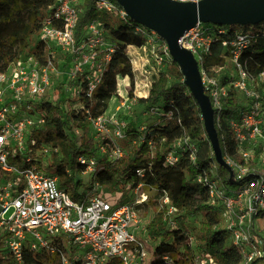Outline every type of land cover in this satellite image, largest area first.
<instances>
[{
  "label": "built area",
  "instance_id": "built-area-1",
  "mask_svg": "<svg viewBox=\"0 0 264 264\" xmlns=\"http://www.w3.org/2000/svg\"><path fill=\"white\" fill-rule=\"evenodd\" d=\"M81 1L54 0L37 33L39 48L14 56L0 71V253L11 257V264H27L23 262V254L27 252L50 257L43 264H147L150 258L148 238L135 235L140 226L138 206L148 200L145 192L138 189L148 186L156 190L144 182L143 169L136 171L135 186L126 185L121 190L133 193V200L120 201L116 190L103 193L102 184L97 181L90 193L73 200L59 185L57 176L46 171L47 162H43V156L57 151L40 140L44 102L58 104L63 110H78L80 106L68 108L66 103L80 92L89 99L92 97L114 50L98 19L88 21L79 40L76 38ZM95 5L98 10L117 13L121 18L127 16L111 0H96ZM149 31L143 34L145 43L158 50L155 56L159 61L167 62L171 57L166 43ZM226 31L224 26L198 22L182 35L180 44L196 59L217 122L229 90H235L245 100L239 117L227 120L237 144V157L228 156L226 162L236 180L254 170L256 175L229 194L217 179L207 174L198 175L196 180L206 185L211 203L219 200L223 204L221 217L225 227L231 230L232 242L239 246L244 261L248 262L263 254L258 246L261 241L252 240L242 225L245 216L250 220L258 212H264V72L253 74L239 60L254 39L251 33L234 31L231 39L223 38L217 54L220 60H211L214 36ZM130 47L133 45L126 47L127 55ZM117 110L88 117L97 151L109 159L120 158L125 152L118 141L127 137V122L117 117ZM139 130L145 132L143 126ZM140 138L129 142L138 144L143 135ZM163 141L164 138L146 141L150 157L161 152ZM186 149L194 161L197 147L183 136L172 142L165 153V163L174 164L177 150ZM78 160L83 165L82 173L93 172L95 156H79ZM160 200V208H165L163 219L175 224L171 218L175 208L169 198L162 193ZM242 200L245 212L236 216L235 207L241 209ZM188 240L192 241V237ZM204 260L212 264L211 259Z\"/></svg>",
  "mask_w": 264,
  "mask_h": 264
},
{
  "label": "trees",
  "instance_id": "trees-1",
  "mask_svg": "<svg viewBox=\"0 0 264 264\" xmlns=\"http://www.w3.org/2000/svg\"><path fill=\"white\" fill-rule=\"evenodd\" d=\"M95 1L82 0L78 5L76 38L79 40L88 21L98 19L114 50L103 68L92 97L89 99L80 92L68 100L70 107L80 106L78 110H63L58 104L44 102L45 115L40 140L58 149L51 152L46 171L57 176L59 185L73 200H80L84 193L92 191L96 181L107 184L109 193L123 190L126 185L135 186L138 183L136 171L143 169L144 182L155 187L154 191L159 196L165 193L175 208V224H170L163 219V215H158L145 225L143 232L152 244L147 245L150 252L147 264H199V261L208 258L212 264H264V254L244 261L239 246L231 240V230L225 227L221 217L223 204L219 200L211 203L206 185L196 180L198 175L207 174L217 179L229 194L250 176L256 175V170L235 184L228 182L229 174L214 159L200 110L183 83V75L175 61L167 60L168 66L152 81L147 96L141 99L146 110L156 113L158 121L143 126V134L138 127H131L127 123V137L118 143L123 146L126 141L140 138L141 135L143 140L117 159H109L98 153L96 141L90 134L88 117L104 113L108 101L116 94L119 76H126L132 82V68L126 47L142 46L146 40L143 34L150 31L128 16L121 18L117 13L98 10ZM111 1L119 6L115 0ZM53 4L54 0H0V71L14 56L39 48L37 33L42 19L49 14ZM223 26L227 30L226 34L214 36L216 41L211 60H220L217 54L220 52L221 40L231 39L234 35L236 25ZM136 28L141 31L136 32ZM251 34L254 39L242 51L239 60L251 73L258 74L264 72V21L255 24ZM244 103L245 100L235 90H229L224 98L219 122L214 114V125L225 161L228 156L237 157V144L227 120L238 118ZM183 136L197 147L194 161L186 149L177 150L178 159L174 164H166L165 153L173 141ZM161 138H164L161 152L150 157L146 141H159ZM85 155L95 156L96 163L87 186L82 190L83 165L78 157ZM260 172L263 173L262 170ZM195 215L199 216V220L196 226L191 227L190 218ZM257 217L264 218V212H258ZM189 236L192 241L188 240ZM49 259L43 253L23 254V262L27 264H43ZM11 263L9 255L0 253V264Z\"/></svg>",
  "mask_w": 264,
  "mask_h": 264
},
{
  "label": "water",
  "instance_id": "water-1",
  "mask_svg": "<svg viewBox=\"0 0 264 264\" xmlns=\"http://www.w3.org/2000/svg\"><path fill=\"white\" fill-rule=\"evenodd\" d=\"M126 15L155 32L168 48L183 75V83L195 99L214 159L224 167L230 184L237 183L230 165L223 159L214 110L204 92L198 65L192 52L180 44L182 35L198 22L216 25H255L264 21V0H115Z\"/></svg>",
  "mask_w": 264,
  "mask_h": 264
},
{
  "label": "rangeland",
  "instance_id": "rangeland-1",
  "mask_svg": "<svg viewBox=\"0 0 264 264\" xmlns=\"http://www.w3.org/2000/svg\"><path fill=\"white\" fill-rule=\"evenodd\" d=\"M255 25H236L235 31L237 32H246L251 33L253 27ZM106 34V32H105ZM108 39V38H107ZM146 45L144 48H136V47H130V51L128 53V57L130 59V64L132 68V82L130 83V79L128 77H121L119 76L117 78V84H116V94L111 99V101H108V105L106 109L104 110V113H113L117 109V106L120 105V103H123V106H120L117 110L118 114L117 117H119L121 120H124L125 122L129 123L131 127H141V126H147L151 125L158 121V117L156 113H153L152 111L146 110L145 104L141 101V99L145 98L148 93V89L150 88V85L153 80L157 78L160 72H163L166 67L168 66V63L165 61H159L155 55H157L158 50L154 49L152 50L151 46L147 43L143 44ZM229 67H227L228 69ZM66 106L70 107V101L66 103ZM116 126V125H115ZM115 126H109V128L112 129V127L115 128ZM122 146V145H121ZM132 144L129 141H126V144H124L122 147L124 148V151L126 153H129L132 148ZM158 147L156 148V150ZM58 151V149H57ZM59 153V152H58ZM43 155H40V157ZM50 154L43 156V162H49ZM90 174H84L82 173L81 179L83 182V185L81 186V189L83 190L85 186H87L88 179L90 178ZM100 184V183H99ZM102 186V192L106 193L109 192V188L107 184L101 185ZM124 190V189H123ZM138 191H143L147 195V202H144L143 204H140L137 209L138 213V220H139V227L136 229L135 235H138L140 238L145 237V234L142 227L145 228V225L152 219L157 217L158 215H164L165 208H160V196L157 192H155L153 189H151L148 186H142L138 189ZM117 199L122 198L126 201L133 200L135 198V195L131 193L132 195H129L130 193L127 192H121V190H116ZM121 192V193H120ZM120 200V201H122ZM242 207L239 209V206L235 207V214L236 216L242 214L245 212L244 207V201L241 202ZM175 216V213L171 215V218L173 220V217ZM235 222H237V217H234ZM199 220V216L195 215L190 218L189 225L191 227L196 226L197 221ZM244 231L252 240H260L261 243L258 244L260 249H262V252L264 254V218L263 217H257V218H250V220L247 219V216L243 218V225ZM148 245H150V240L147 241ZM150 243V244H149ZM152 245V244H151ZM67 251H70L69 246L66 247ZM201 264H208L207 260L202 259Z\"/></svg>",
  "mask_w": 264,
  "mask_h": 264
},
{
  "label": "crops",
  "instance_id": "crops-1",
  "mask_svg": "<svg viewBox=\"0 0 264 264\" xmlns=\"http://www.w3.org/2000/svg\"><path fill=\"white\" fill-rule=\"evenodd\" d=\"M113 97H114V96H113ZM113 97H111V98H110L109 102L111 101V99H112ZM121 103H122V102H121ZM121 103H120V105H121ZM120 105H119V106H117V108H116V109H118V108L120 107Z\"/></svg>",
  "mask_w": 264,
  "mask_h": 264
}]
</instances>
